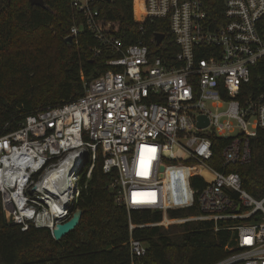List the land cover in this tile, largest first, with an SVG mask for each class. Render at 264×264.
<instances>
[{
  "label": "built area",
  "instance_id": "1",
  "mask_svg": "<svg viewBox=\"0 0 264 264\" xmlns=\"http://www.w3.org/2000/svg\"><path fill=\"white\" fill-rule=\"evenodd\" d=\"M144 1L150 22L167 20L177 48L171 61L151 58L142 42L124 46L111 22L100 19L97 0H71L84 23L65 38L77 43L87 31L100 43L95 56L102 49L119 56L83 84L77 100L28 115L17 129L0 134L2 210L22 232L51 233L71 217L100 153L102 172L113 175L107 187L117 204L164 212L166 182L172 181L163 174L164 160L180 152L209 179L189 191L199 214L177 222H211L215 231L231 233L227 255L213 264H264V197L248 194L238 173L208 164L211 137L227 139L221 149L226 168L248 164L250 139L264 133V88L252 84L264 80V0ZM164 39L156 45L154 35L152 42L160 47ZM200 116L207 121L203 127ZM134 228L130 223L126 264H143L148 246L131 236Z\"/></svg>",
  "mask_w": 264,
  "mask_h": 264
},
{
  "label": "trees",
  "instance_id": "2",
  "mask_svg": "<svg viewBox=\"0 0 264 264\" xmlns=\"http://www.w3.org/2000/svg\"><path fill=\"white\" fill-rule=\"evenodd\" d=\"M43 1L44 7L31 6L28 0H0V134L17 129L28 115L77 100L84 94L83 81L97 78L107 69L106 60L119 56L104 49L95 56L92 50L100 43L87 31L81 33L77 43L66 44L64 38L70 28L84 23L82 14L71 6V0ZM96 6L100 19L111 22L114 36L124 46L142 42L148 46L151 58L159 56L165 61L176 54L167 20L150 22L145 16L144 0H97ZM50 27L53 35L47 40L41 36L33 40L18 38L21 33ZM156 34L165 35L160 47L152 42ZM256 83L264 88V80H253L252 84ZM211 140L214 156L209 166L238 173L248 194L256 199L264 197V133L259 131L250 139L248 164L226 168L222 166L221 149L227 139L213 136ZM102 161L99 153L88 186L71 210L70 216L77 209L83 211L78 227L59 242L47 229L22 232L3 212L0 198V264H126L130 223L135 226L132 237L148 246L143 264H213L227 255L225 247L231 233L215 231L211 222L195 221L167 229L137 227L160 222L165 215L171 219L198 215L196 196L187 193L184 184L189 191L202 189L209 179L203 168L189 160L187 165H192L184 169L188 177L166 182L163 214L127 211L117 204L107 187L113 175L102 172ZM83 179L82 174L81 182ZM173 201L177 209H169ZM184 203L193 205L187 207Z\"/></svg>",
  "mask_w": 264,
  "mask_h": 264
},
{
  "label": "rangeland",
  "instance_id": "3",
  "mask_svg": "<svg viewBox=\"0 0 264 264\" xmlns=\"http://www.w3.org/2000/svg\"><path fill=\"white\" fill-rule=\"evenodd\" d=\"M76 1H79V2H84V0H76ZM52 29L53 28H44V29H41L40 31H37V32H35V33H31V34H29V33H21L20 35H18V38H20V39H22V40H33V39H35V38H38L39 36H41L44 40H47V39H49L50 38V36L51 35H53L51 32H52ZM66 38H64V40H65ZM86 81L84 80L83 81V84L85 83ZM176 160V161H178V162H180L179 164H175V162H174V160ZM187 161H189V160H187V159H185L184 157H183V154L181 153L180 155H177V153L175 152V153H173L172 155H170V158L168 157V158H166L165 160H164V164H165V166H166V169H164L165 170V173H163V174H165L166 175V177H169L171 180H174V181H179V180H181L180 179V177L181 176H184V169L185 168H187L188 166H190V165H192V164H190V165H187ZM173 164H172V163ZM163 170V171H164ZM184 189L187 191V193H189V190H187L188 188H187V185L186 184H184ZM194 198H193V203H194ZM176 202H181V203H183V200H180V201H177L176 200ZM189 202H190V200H189ZM188 202V203H189ZM193 203H190V204H185L187 207H189V206H191V205H193ZM168 209V208H167ZM169 209H177V206L175 205V202L173 201L171 204H170V206H169ZM199 211V210H198ZM160 213H163L164 214V212H160ZM188 217H192V216H188ZM184 218H187V217H183V218H174V219H171V218H168L166 215L164 216V220L165 221H169V220H173L174 222H171V223H169V224H167V225H161V226H159V227H161V228H164V229H167L168 227H172V226H175V227H177V226H180V225H182V224H184V223H182V222H177V220H179V219H184ZM191 222V221H190ZM192 222H195V221H192ZM187 223H189V222H187ZM213 224V223H212ZM130 225V224H129ZM133 226V225H132ZM130 230V229H129ZM130 233V232H129ZM131 236H132V233H131ZM130 237V236H129Z\"/></svg>",
  "mask_w": 264,
  "mask_h": 264
},
{
  "label": "water",
  "instance_id": "4",
  "mask_svg": "<svg viewBox=\"0 0 264 264\" xmlns=\"http://www.w3.org/2000/svg\"><path fill=\"white\" fill-rule=\"evenodd\" d=\"M28 1L31 6L44 7L43 0H28ZM107 1H110V0H107ZM163 38H164L163 34H156L155 35L156 45H159L161 41L163 40ZM64 41L66 44H69V45L72 44V39L70 37L66 38ZM206 124H207L206 118L203 116H200L198 118V126L203 127ZM82 215H83V211L81 209H77L74 211V213L71 215V217L68 220H66L63 223L56 224L51 231V235L53 239L59 242L69 233L74 231L78 227Z\"/></svg>",
  "mask_w": 264,
  "mask_h": 264
}]
</instances>
